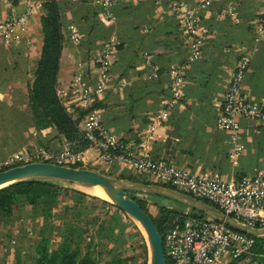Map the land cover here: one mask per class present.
Wrapping results in <instances>:
<instances>
[{
	"label": "crops",
	"instance_id": "1",
	"mask_svg": "<svg viewBox=\"0 0 264 264\" xmlns=\"http://www.w3.org/2000/svg\"><path fill=\"white\" fill-rule=\"evenodd\" d=\"M44 1L0 0V21L33 11L12 36H0V163L35 145L45 150L69 145L86 162L93 158V151L99 154L92 145L78 147L56 129H38L33 122L29 90L42 54ZM57 1L64 33L59 86L67 88V106L75 117L89 111L80 106L75 75L82 70L93 83L101 74L98 59L109 50L107 88L92 108L122 143L138 147L168 96L171 68L185 62L182 100L160 130L159 139L148 145L152 158L209 177L232 178L264 167L262 127L243 121L244 152L239 166H233L229 158L234 146L230 134L217 127L220 100L241 56L250 59L243 90L264 99V42L255 38L264 0H210L200 11L199 31L205 38L196 60H190L183 15L202 0H111L110 17L98 0ZM72 25L80 34L77 43L71 39ZM100 163L111 173L135 174L128 167Z\"/></svg>",
	"mask_w": 264,
	"mask_h": 264
},
{
	"label": "built area",
	"instance_id": "2",
	"mask_svg": "<svg viewBox=\"0 0 264 264\" xmlns=\"http://www.w3.org/2000/svg\"><path fill=\"white\" fill-rule=\"evenodd\" d=\"M97 2L105 9L107 17H110L111 13L107 8L111 0ZM209 4L210 0H202L183 15L186 36L190 40V60H196L202 54L205 36L199 31L200 11ZM174 10L176 12L178 8ZM32 13L30 10L18 19L0 21V36H12L17 27L23 26L30 19ZM259 23L255 38L264 42V4ZM71 31V39L75 43L79 42L80 34L76 26L72 25ZM98 62L101 64V74L93 83L86 73L80 70L75 75L73 84L79 89L80 106L89 110L80 121V129L91 145L98 149L99 159L109 166L128 167L137 173L152 177L163 187L207 201L251 229H264V167L254 168L251 172L232 178L209 177L187 168L154 160L149 153L148 145L159 139L160 130L167 125L182 100L188 63L180 62L171 68L168 96L161 102L160 109L145 130L142 144L129 147L122 143L115 131L103 123L99 112L92 108L96 99L107 88L106 71L111 67L110 51H103ZM249 67L250 59L246 55L241 56L227 81L226 90L219 103L217 127L230 134V141L234 146L229 152V158L233 166H239L244 152V144L241 141L243 121L251 120L264 129V99L255 98L243 90ZM58 95L70 111L67 106V88H58ZM32 159L66 166L78 159L85 161L79 153L73 152L71 146L65 145L57 153L37 149L29 154L17 155L0 163V170L17 163H28ZM183 214L185 218L181 220L179 216L173 227L163 235L164 249L166 247L171 264H231L243 255L251 253L255 246L254 236L235 230L220 219L211 216L195 218L191 215L190 208H186Z\"/></svg>",
	"mask_w": 264,
	"mask_h": 264
},
{
	"label": "trees",
	"instance_id": "3",
	"mask_svg": "<svg viewBox=\"0 0 264 264\" xmlns=\"http://www.w3.org/2000/svg\"><path fill=\"white\" fill-rule=\"evenodd\" d=\"M43 8L46 13L42 17V33L44 36L42 54L37 61L35 78L29 90L31 116L38 129L54 128L68 141L76 143L78 147H89L91 142L86 139L79 126L85 112H80V115L75 117L74 114L65 107L57 92L64 42L62 13L58 1L45 0L43 2ZM21 164L24 163H17L10 167ZM10 167L1 169L0 171ZM124 175L126 177L122 175L123 177H121V179L126 180L127 178V180L130 181L135 180L137 182L150 184L146 180L131 179L130 175L132 174ZM66 190L67 189L56 184L55 180L46 179L18 181L1 188L0 225L7 227L9 224L13 223L18 210L20 212V210L23 211L25 208L35 209L43 216L45 225L41 238L39 237V239L35 241L31 264H102V252L96 250V247H91L92 241L85 244V240H83V230L79 225H74L75 223H73L72 220H69L58 211V206L63 202V192ZM76 192L80 195V198L75 200L76 204L79 205V209L76 210V216L82 217L84 212L80 210V206L83 202V198L87 195L80 191ZM127 193L154 219L162 235L166 230L173 227V220L177 215V217L180 216L181 220H183L185 218L183 214L184 210L189 208L177 201L154 194L153 196L155 198L160 199L155 202L159 204L158 213L160 214V218H156L149 212L148 202L136 198V193L142 192L128 191ZM104 203L107 204L109 202L105 201ZM110 205L117 208L118 211H122L115 204L110 203ZM191 215L198 219L206 217L203 213L193 209H191ZM57 216L62 219H65V217L67 218V220L64 221L66 228L65 232L62 234V239L58 241L57 244H53V231H51V229L56 226L54 219ZM138 235L145 240L144 235H142L140 231ZM255 239L256 243L251 252L254 256L262 255L264 253V239L256 237ZM245 256L246 254L240 257L239 260L243 259ZM130 260H132V257L118 256L104 264H124ZM166 260L167 264H171L167 256ZM236 261L231 264H236ZM18 264H20V261Z\"/></svg>",
	"mask_w": 264,
	"mask_h": 264
},
{
	"label": "rangeland",
	"instance_id": "4",
	"mask_svg": "<svg viewBox=\"0 0 264 264\" xmlns=\"http://www.w3.org/2000/svg\"><path fill=\"white\" fill-rule=\"evenodd\" d=\"M58 88L64 87L58 85ZM20 96H22V94ZM38 148L39 145H35L31 149L27 148L28 150L25 154L35 152ZM63 148L64 147L59 149L53 148L50 152L57 153ZM72 150L76 154L79 153V150H75L74 147ZM93 152L94 154L90 155L93 156L90 161L86 162L78 159L75 163L69 165L78 168L94 169L118 179H121L123 176L126 177L122 173H111L104 169V167L99 166L98 164H101L99 154L98 152ZM35 161L41 162L39 159H32L28 162ZM23 163L25 164L27 162L25 161ZM134 173L135 174L130 175L131 179H140L141 181L146 180L150 184L159 185L157 180H154L148 175L140 174L135 171ZM131 181L137 182L135 180ZM55 182L59 186L67 189L63 192V202L58 206V211L69 220H72V222L75 223L74 225H79L83 230V240H85V244L92 241L91 247H96V250L102 252V264L118 256L132 257V260L127 261L124 264H150L151 248L143 228L126 212L118 211L117 208L110 205V203L114 204L112 199L106 200L97 195L89 194L84 191V185L60 180H55ZM167 186L171 187L170 185ZM76 191L83 192L87 195L83 198V202L80 206V210L84 212L82 217L76 216V210L79 209V205L76 204L75 200L80 198V195L77 194ZM153 195L154 194L152 193H136L135 196L138 199L148 202L149 212L154 217L160 218V214L158 213L159 204L155 203L160 199L155 198ZM105 201L109 203L105 204ZM15 217L14 222L7 227L0 225V264H18L19 261L20 264H31L35 241H37L39 237L41 238L45 225L43 216H41V214L35 209L25 208L23 211L20 210V212L18 210ZM66 217L65 219H62L57 216L54 219L56 226L51 229V231H53V244H57L58 241L62 239V234L65 232L66 228V224L64 223V221L67 220ZM176 217L174 218L173 223L178 218ZM206 217L209 216L206 215ZM139 231L144 235L145 240L138 235ZM165 254L169 259L166 247ZM238 260L236 261V264H264V253L255 256L253 253H249L246 254L243 259Z\"/></svg>",
	"mask_w": 264,
	"mask_h": 264
},
{
	"label": "water",
	"instance_id": "5",
	"mask_svg": "<svg viewBox=\"0 0 264 264\" xmlns=\"http://www.w3.org/2000/svg\"><path fill=\"white\" fill-rule=\"evenodd\" d=\"M31 179L60 180L91 187L99 186L103 191H107L113 203L143 228L151 248L150 264H167L163 235L154 219L141 208L135 199L128 195V191L152 193L172 199L207 216L220 219L235 230L264 239V229H251L205 201L158 184L118 179L89 168L50 162H28L0 171V189L14 182Z\"/></svg>",
	"mask_w": 264,
	"mask_h": 264
},
{
	"label": "bare ground",
	"instance_id": "6",
	"mask_svg": "<svg viewBox=\"0 0 264 264\" xmlns=\"http://www.w3.org/2000/svg\"><path fill=\"white\" fill-rule=\"evenodd\" d=\"M84 191L89 193V194L97 195V196H99V197H101L103 199L111 200V197L108 194V192L107 191H103L99 186L91 187V186H85L84 185Z\"/></svg>",
	"mask_w": 264,
	"mask_h": 264
}]
</instances>
